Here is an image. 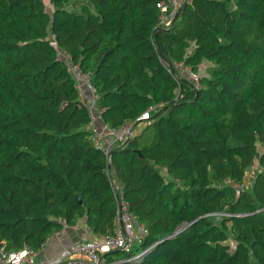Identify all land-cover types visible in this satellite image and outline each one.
Returning <instances> with one entry per match:
<instances>
[{
  "label": "trees",
  "instance_id": "16d2710c",
  "mask_svg": "<svg viewBox=\"0 0 264 264\" xmlns=\"http://www.w3.org/2000/svg\"><path fill=\"white\" fill-rule=\"evenodd\" d=\"M160 1L0 0V249L111 235L122 201L146 235L108 264H264V0H187L167 30ZM204 63L197 87L176 67ZM68 64L132 124L109 158Z\"/></svg>",
  "mask_w": 264,
  "mask_h": 264
},
{
  "label": "built area",
  "instance_id": "2783aa9c",
  "mask_svg": "<svg viewBox=\"0 0 264 264\" xmlns=\"http://www.w3.org/2000/svg\"><path fill=\"white\" fill-rule=\"evenodd\" d=\"M187 0H162L157 4V8L160 12V21L159 25L166 30L170 27L175 14L180 9V7ZM50 45L56 49L55 42L50 41ZM59 57L63 58V55L59 53ZM66 59V58H64ZM70 70L72 71L75 79L79 82V90L81 91V98L83 99V92L81 85H85V89L90 94L92 104H89V113H90V124L89 130L91 132V139L93 145L96 148L102 149L104 153L108 155V150L102 147L103 134L98 131L96 126V121L99 119L98 113L95 107V100L97 99L92 85L89 83L86 75L80 74L76 67L68 64ZM182 67V65H179ZM183 68V67H182ZM190 75L193 76L194 87L198 86V76L189 71ZM85 102V101H84ZM137 121H149L150 120V110L143 113ZM103 125V124H102ZM103 131L108 137L112 136L113 144H123L126 138L132 136V124L128 123L122 127L118 132L109 130L106 126L103 125ZM238 194L244 185L234 184L233 186ZM117 207V216L115 219L113 231L111 235L103 236L98 235L99 240L97 241H87L81 240L75 244L73 248L64 249L61 253L54 258H40L38 259V252L34 251L30 247H24L19 251H7L4 248L0 249V264H64L65 260L69 258L70 255L76 254L84 257L87 264H108L103 254L109 251H121L127 254L131 253L132 248L139 244L146 235V229L143 226H137L135 223V218L132 216L127 208V205L119 201ZM145 255L144 251L132 255L129 257V261L140 262ZM81 264V263H79Z\"/></svg>",
  "mask_w": 264,
  "mask_h": 264
},
{
  "label": "crops",
  "instance_id": "0c3cea01",
  "mask_svg": "<svg viewBox=\"0 0 264 264\" xmlns=\"http://www.w3.org/2000/svg\"><path fill=\"white\" fill-rule=\"evenodd\" d=\"M51 8V7H50ZM82 92H83V99L86 102V100L90 101V94L85 89V85H81ZM89 103V102H86ZM96 126L98 128V131L103 134V140H102V147L105 149H112L113 143L112 139L108 137L103 131V125L99 119L96 121ZM79 226H71L63 228L62 232L55 236L51 237L46 245L39 251L41 258H54L57 257L62 250L64 249H70L75 246L76 243H78L81 240H87V241H97L99 240L98 235L88 233L87 228L83 224H78ZM87 264L84 257L72 254L69 256L67 260H65L64 264Z\"/></svg>",
  "mask_w": 264,
  "mask_h": 264
},
{
  "label": "rangeland",
  "instance_id": "374dc122",
  "mask_svg": "<svg viewBox=\"0 0 264 264\" xmlns=\"http://www.w3.org/2000/svg\"><path fill=\"white\" fill-rule=\"evenodd\" d=\"M42 1L46 5V9L48 11H51V8H50V5H49V0H42ZM206 66H207L206 63H204V64L201 65L198 73H196L197 76H198V78H200L201 76H205ZM176 67H177V69H179L181 75L185 79H187L190 83L194 84L195 81L193 80V76L190 75L188 69H184V68H182L179 65H177ZM198 82H199V80H198ZM86 102H89L88 104H92L93 103V101L91 102V100L90 101L86 100ZM143 128H144V123H138V124H136V126L133 128V135L136 136V135H140L141 133H143L142 136H147V134L149 133V131L148 130L147 131L146 130L143 131ZM109 138H112V136H110ZM112 143H113V140H112ZM115 146H117V144L114 143L113 144V147H115ZM231 244L234 245L233 243H231ZM38 254H40V252H38ZM40 258H41V256L38 255V259H40Z\"/></svg>",
  "mask_w": 264,
  "mask_h": 264
},
{
  "label": "water",
  "instance_id": "95a60500",
  "mask_svg": "<svg viewBox=\"0 0 264 264\" xmlns=\"http://www.w3.org/2000/svg\"><path fill=\"white\" fill-rule=\"evenodd\" d=\"M127 139H128V138H126L125 141H127ZM109 155H111V153H110Z\"/></svg>",
  "mask_w": 264,
  "mask_h": 264
}]
</instances>
